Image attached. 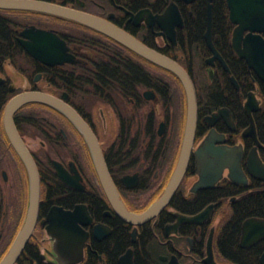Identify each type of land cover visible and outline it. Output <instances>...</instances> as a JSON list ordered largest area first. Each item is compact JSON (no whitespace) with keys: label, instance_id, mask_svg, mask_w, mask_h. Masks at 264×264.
<instances>
[{"label":"flooded vegetation","instance_id":"obj_1","mask_svg":"<svg viewBox=\"0 0 264 264\" xmlns=\"http://www.w3.org/2000/svg\"><path fill=\"white\" fill-rule=\"evenodd\" d=\"M41 1L108 20L177 61L195 89L197 125L179 186L159 213L136 222L118 214L83 134L64 114L36 102L18 108L13 121L36 163L40 196L33 233L13 264H86L89 257L96 264H233L219 247V232L245 193L264 192V180L250 172L248 163L252 150L264 163L259 126L264 120V81L232 44L237 24L230 19L227 0H222L219 30L214 26V0ZM209 3L216 52L205 38ZM0 25L4 33L0 38V92L9 97L7 102L31 90L65 96L95 134L124 206L142 213L162 197L179 158L185 126L187 99L180 78L119 41L67 18L0 8ZM31 28L55 33L64 40L69 56L34 57L21 42L31 40L22 34ZM195 32L201 33V43L194 41ZM248 32L244 29L242 38ZM260 35L264 37V30ZM215 93L222 102L212 105L209 98ZM249 93L256 101L255 105L254 100L250 102L252 123L245 106ZM5 105L0 116V261L23 225L30 191L24 165L4 129ZM207 135L212 136L214 152L199 155L196 150ZM225 148L241 150L240 170L232 156L217 155L215 150ZM55 161L60 163L62 177ZM76 205L87 212L77 221L83 233V256L78 261L71 254L58 259L53 249L57 236L47 231L48 213L53 206L72 210ZM209 206L207 216L184 217ZM248 218L259 217L249 216L241 222L238 246L242 249L264 240L249 247L241 245L242 224ZM121 238L124 243L116 250ZM153 243L157 251L148 260ZM28 248L31 258L25 255Z\"/></svg>","mask_w":264,"mask_h":264},{"label":"water","instance_id":"obj_2","mask_svg":"<svg viewBox=\"0 0 264 264\" xmlns=\"http://www.w3.org/2000/svg\"><path fill=\"white\" fill-rule=\"evenodd\" d=\"M227 2L230 10V19L232 22L237 24L233 31L232 44L239 56L245 59L248 67L252 68L257 76L264 81V37L260 35V32L264 30V0H227ZM0 8L33 10L50 13L62 18L76 21L110 38H113L140 56L176 74L182 82L187 99L186 119L180 154L169 183L162 197L156 200L142 213H134L129 211L124 206L115 185L111 181L104 163L100 144L95 134L76 109L65 101V96L57 97L46 92L35 90L24 91L13 96L5 105L3 111V124L10 143L22 161L29 178V205L23 225L9 250L1 259L0 264H13L16 261L23 251L29 237L33 233L37 220L40 196L39 173L34 158L16 130L13 121V115L16 110L30 102L43 103L57 109L80 130L89 146L95 165L100 173L104 189L118 214L122 218L138 222L159 213L183 179L195 138L197 125V103L195 89L187 71L174 59L146 46L128 32L98 16L41 0H0ZM210 14L211 3L208 5L209 23L208 30L205 33V38L213 50L214 47L210 31ZM244 29H248L249 32L242 38ZM22 34L31 37L30 41L21 40V42L27 51L36 58L47 60L51 58H67L69 56V54H67V47L64 40L59 38L55 33L31 28L22 31ZM241 40L243 41V46L240 45ZM46 48L51 49L52 53H46ZM213 51L216 52L215 49ZM254 98L253 94L249 93L245 102L250 118V109L252 108L250 106V102L254 100L255 105L256 101ZM251 128H253V124L251 125ZM211 138L210 135L205 137L202 144L196 150L197 154H207V150H213L214 152V149L211 146ZM215 151L217 152V155L221 157L223 155L226 157L232 156V159L235 160L236 166L239 168L240 157L242 155L241 150H237L236 148H225L217 149ZM248 163L250 172L254 176L257 175L260 179L264 180V163L260 160L256 151L252 150L250 152V159ZM54 165L58 176L62 177L60 163L55 161ZM230 170V177L233 178L232 167ZM238 170H240V168ZM257 171H259V174ZM202 172L201 177L205 175L204 168L202 169ZM240 173L243 175L242 170ZM210 210L211 208L209 206L196 215L184 217L190 220H195L207 216ZM84 214L87 215V212L82 205H76L72 210H64L57 206H53L51 208L47 217L50 223L47 226V231L49 233L53 232L57 236V240L55 241L53 248L54 253L57 254L56 258L61 259L63 255L67 256L71 254L75 256L74 261L82 259L84 239L83 233L77 225V221L79 218L84 216ZM65 228L66 230H64ZM262 238H264V219H246L242 224L240 238L241 245L249 247ZM259 261L260 264H264V251L260 255Z\"/></svg>","mask_w":264,"mask_h":264},{"label":"trees","instance_id":"obj_3","mask_svg":"<svg viewBox=\"0 0 264 264\" xmlns=\"http://www.w3.org/2000/svg\"><path fill=\"white\" fill-rule=\"evenodd\" d=\"M221 8H222V0H214V26H216V29H220V26L222 25V16H221ZM1 25H0V38H3L2 36L4 33L1 31ZM9 38H7V41ZM194 41L197 43H201V33L195 32L194 33ZM6 52H9L11 50L5 49ZM110 72V71H109ZM137 71H132L131 73H136ZM216 94V93H215ZM213 94L212 98H209L210 104H216L222 102V97H217ZM9 97H4L2 93L0 92V116L2 109L7 102ZM264 120L261 119L259 121L260 126V134L262 140L264 139V127H263ZM249 216H255L259 218H264V192H247L243 195V198L237 201L236 205L234 206V209L230 211V215L227 217L226 221L224 222L225 225L219 232V238L218 243L221 251L227 256V260L230 263L233 264H260L259 263V255L264 250V240L257 243L253 247L249 249H242L238 246V237L240 235V226L241 222L249 217ZM124 239H119L118 244L116 246V250L123 245ZM111 243V241H110ZM114 249V248H113ZM156 246L153 245L148 249L147 257L148 260H151L154 258L156 254ZM29 252V253H28ZM28 252L25 253L29 258H31V250L28 248ZM24 255V254H23ZM86 264H96V259L89 257Z\"/></svg>","mask_w":264,"mask_h":264},{"label":"rangeland","instance_id":"obj_4","mask_svg":"<svg viewBox=\"0 0 264 264\" xmlns=\"http://www.w3.org/2000/svg\"><path fill=\"white\" fill-rule=\"evenodd\" d=\"M36 142H38L37 140H36ZM37 146V143L36 144H34V147H36Z\"/></svg>","mask_w":264,"mask_h":264}]
</instances>
